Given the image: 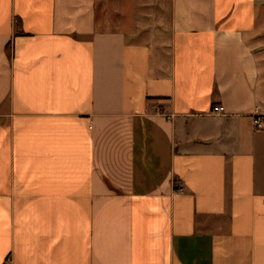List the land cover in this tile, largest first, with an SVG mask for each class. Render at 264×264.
I'll use <instances>...</instances> for the list:
<instances>
[{
  "label": "crops",
  "instance_id": "0c3cea01",
  "mask_svg": "<svg viewBox=\"0 0 264 264\" xmlns=\"http://www.w3.org/2000/svg\"><path fill=\"white\" fill-rule=\"evenodd\" d=\"M152 1L0 0V264H264V0Z\"/></svg>",
  "mask_w": 264,
  "mask_h": 264
},
{
  "label": "built area",
  "instance_id": "2783aa9c",
  "mask_svg": "<svg viewBox=\"0 0 264 264\" xmlns=\"http://www.w3.org/2000/svg\"><path fill=\"white\" fill-rule=\"evenodd\" d=\"M214 111L217 113H221L224 112L225 109L223 106H218L216 108H214ZM254 126L256 129H261L264 127V120L262 118L261 115H259L258 113H256L255 118H254ZM180 191H183L182 189Z\"/></svg>",
  "mask_w": 264,
  "mask_h": 264
},
{
  "label": "rangeland",
  "instance_id": "374dc122",
  "mask_svg": "<svg viewBox=\"0 0 264 264\" xmlns=\"http://www.w3.org/2000/svg\"><path fill=\"white\" fill-rule=\"evenodd\" d=\"M115 1H119V0H115ZM112 2H114V0H112ZM150 2H151V5H153V1L152 0H150ZM115 3V2H114ZM145 6H148V4H144ZM150 5V4H149ZM123 6V5H122ZM168 12V11H167ZM261 14H262V18L264 17V6H262V8H261ZM167 36V35H166ZM257 37H259V39L257 40L258 41V43H260L261 45H264V29H262V33L259 35V36H257ZM260 54H262L263 56H264V52L262 51ZM262 60H263V57H262Z\"/></svg>",
  "mask_w": 264,
  "mask_h": 264
}]
</instances>
